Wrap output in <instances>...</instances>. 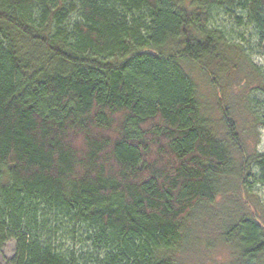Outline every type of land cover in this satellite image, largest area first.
I'll return each mask as SVG.
<instances>
[{
  "label": "trees",
  "instance_id": "1",
  "mask_svg": "<svg viewBox=\"0 0 264 264\" xmlns=\"http://www.w3.org/2000/svg\"><path fill=\"white\" fill-rule=\"evenodd\" d=\"M236 10L264 42V0H0V246L17 241L12 264H178L196 243L187 222L230 193L246 212L217 240L236 264H264V216L243 197L264 185V153L243 145L227 87L215 129L186 69L231 80L237 57L261 74L212 25V11Z\"/></svg>",
  "mask_w": 264,
  "mask_h": 264
},
{
  "label": "rangeland",
  "instance_id": "2",
  "mask_svg": "<svg viewBox=\"0 0 264 264\" xmlns=\"http://www.w3.org/2000/svg\"><path fill=\"white\" fill-rule=\"evenodd\" d=\"M238 18L246 20V15L236 10L234 12L212 11V25L224 30L230 39L236 43L244 44L251 56L252 62L260 68V75L246 66L245 61L237 59V64L241 73L239 77L233 75V79L226 78L223 74H215V83L200 71L198 68L186 65L187 71L198 83L200 101L203 110L211 119V122L218 132L223 134V124L221 121L220 90L227 87L230 91L225 97L228 105L233 107L234 116L242 134V142L245 148L250 151L257 150L264 153V125L256 122L255 117L264 119V42L260 41L253 29L246 24H239ZM244 22V21H243ZM245 77L250 81L249 86L240 88L241 80ZM231 84V85H230ZM225 102V101H224ZM232 188V187H230ZM237 193H239L237 191ZM230 198L213 205L210 211L198 210L193 218L187 222V227L195 235L192 249L187 253L177 256L178 264H236L234 245H222V240H217L219 234L223 231V225L229 224L236 218L242 217L246 209L243 207V199L240 194L230 193ZM246 200L252 203L264 216V185L261 182L254 181L249 188V194L243 195ZM212 238V239H210ZM214 239V240H213ZM207 240L212 241V245L207 247ZM66 246L70 244L65 243ZM17 241L9 239L0 246V264H12L16 255Z\"/></svg>",
  "mask_w": 264,
  "mask_h": 264
}]
</instances>
